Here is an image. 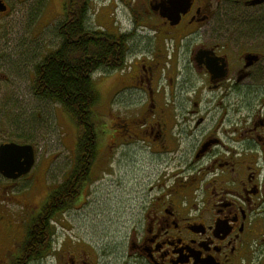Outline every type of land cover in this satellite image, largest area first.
I'll list each match as a JSON object with an SVG mask.
<instances>
[{
  "label": "flooded vegetation",
  "instance_id": "af4514ba",
  "mask_svg": "<svg viewBox=\"0 0 264 264\" xmlns=\"http://www.w3.org/2000/svg\"><path fill=\"white\" fill-rule=\"evenodd\" d=\"M39 1L62 11L56 32L82 2ZM25 2L38 0H0V33L10 6ZM118 3L131 23L123 33L88 28L122 39L125 58L99 73L112 80L110 99L92 109L85 148L79 155L76 144L64 181L48 195L65 194L41 260L264 264V0H108L109 17ZM8 143L16 142L0 137ZM141 151L139 164L130 152ZM147 154L159 161L153 180ZM31 170L0 171V264L41 261L32 258L37 244L24 248L45 204L32 202ZM77 204L100 237L67 233Z\"/></svg>",
  "mask_w": 264,
  "mask_h": 264
},
{
  "label": "rangeland",
  "instance_id": "374dc122",
  "mask_svg": "<svg viewBox=\"0 0 264 264\" xmlns=\"http://www.w3.org/2000/svg\"><path fill=\"white\" fill-rule=\"evenodd\" d=\"M107 3L108 0L90 1L88 27L98 25L111 33H123L131 23L124 17L119 3L114 17H109L112 6L106 7ZM100 5H103L102 8ZM62 19V11L57 3L51 9L49 5L44 7L39 0L34 5H29V2L11 5L6 28L0 33V137L8 142L33 147L35 163L29 177L32 180L30 194L32 202L40 206L39 210L50 191L64 181L68 162L77 144L78 129L72 119L58 104L39 100L32 91L35 66L59 45L55 27ZM92 81L100 98L94 106L96 109L103 106L101 97L110 99L113 83L111 79L104 80L99 72L92 75ZM130 154V157L137 158L139 164L143 162L142 151ZM157 164L159 161L147 154V174L151 171L152 180L157 174ZM139 175L137 171L136 176ZM113 204L107 202L103 207L108 208ZM84 211L80 204L75 206L72 216L68 218L72 222L65 223L67 233L85 237V233L93 231V237H100L99 228L90 226L91 223L84 220ZM66 217L63 214L57 219ZM39 264L49 263L45 258Z\"/></svg>",
  "mask_w": 264,
  "mask_h": 264
},
{
  "label": "trees",
  "instance_id": "16d2710c",
  "mask_svg": "<svg viewBox=\"0 0 264 264\" xmlns=\"http://www.w3.org/2000/svg\"><path fill=\"white\" fill-rule=\"evenodd\" d=\"M88 5L89 0L79 1L73 9L75 15H67L60 24L57 29L60 44L57 50L46 54L35 66L32 84L37 99L58 104L77 126L79 155L86 146L82 125L92 122V109L99 99L92 75L118 69L125 58L122 39L116 40L104 32L88 28ZM64 195L62 188L50 195L37 220L27 231L25 250H32L35 244L39 248L32 258L41 260L47 256L50 244L48 222L54 213L62 209L56 200Z\"/></svg>",
  "mask_w": 264,
  "mask_h": 264
},
{
  "label": "water",
  "instance_id": "95a60500",
  "mask_svg": "<svg viewBox=\"0 0 264 264\" xmlns=\"http://www.w3.org/2000/svg\"><path fill=\"white\" fill-rule=\"evenodd\" d=\"M6 8L0 5V12ZM21 156L24 161L18 164ZM35 163L33 147L30 145H19L8 143L0 146V171L7 177H13L11 174L17 172V176L26 175L32 169Z\"/></svg>",
  "mask_w": 264,
  "mask_h": 264
}]
</instances>
